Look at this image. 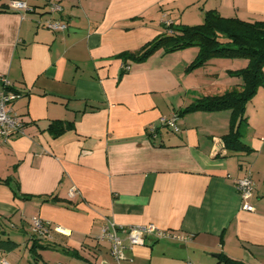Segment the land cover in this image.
I'll use <instances>...</instances> for the list:
<instances>
[{
  "label": "crops",
  "instance_id": "1",
  "mask_svg": "<svg viewBox=\"0 0 264 264\" xmlns=\"http://www.w3.org/2000/svg\"><path fill=\"white\" fill-rule=\"evenodd\" d=\"M48 1L62 11L47 13ZM26 2L34 11L0 9V76L19 93L11 107L24 123L0 139V179L9 180L0 183V238L22 244L33 264H228L224 257L264 264V105H246L247 151L223 144L230 109L186 112L178 132L162 127L150 140V125L234 86L220 81L213 59L189 69L195 46L127 59L120 74V54L169 31L167 24H199L207 10L264 19V0ZM50 16L66 28L43 26ZM231 60L232 69L245 65ZM58 119L71 127L54 135L48 125ZM246 174L253 211L241 208L234 184ZM34 215L48 223L47 235L32 231ZM107 222L153 224L170 236L147 235L116 260L97 239Z\"/></svg>",
  "mask_w": 264,
  "mask_h": 264
},
{
  "label": "trees",
  "instance_id": "2",
  "mask_svg": "<svg viewBox=\"0 0 264 264\" xmlns=\"http://www.w3.org/2000/svg\"><path fill=\"white\" fill-rule=\"evenodd\" d=\"M166 30L151 41L144 44L137 51L120 54L123 63L127 59L142 60L156 50L172 52L186 47L195 46L197 53L189 65L190 68L201 66L212 58H244L245 65L234 70V75L242 78L240 85L224 91L218 95H208L198 98L194 103L178 109L177 117L195 110H221L230 109V130L222 137L225 148L230 151H247L250 149L241 139V126L247 121L246 103L249 101L259 86H264V19L253 21L242 20L237 17H223L214 10H207L203 21L195 25L168 24ZM127 70L121 67L120 74ZM14 92L18 93L16 90ZM71 123L62 120H52L48 129L58 135ZM165 125L156 124L154 131L148 130L147 135L153 140L160 128ZM0 183H9L8 178L0 179ZM16 194V192L13 190ZM36 234V233H35ZM32 242L30 250L34 252L36 246ZM17 243L9 238H0V249L10 251ZM228 264H244L241 261L224 257Z\"/></svg>",
  "mask_w": 264,
  "mask_h": 264
},
{
  "label": "built area",
  "instance_id": "3",
  "mask_svg": "<svg viewBox=\"0 0 264 264\" xmlns=\"http://www.w3.org/2000/svg\"><path fill=\"white\" fill-rule=\"evenodd\" d=\"M47 6V13L50 15L62 11V7L55 1H48ZM0 9L17 11L20 13L34 11V7L29 5L26 0H9L6 4H0ZM165 24H167V22ZM42 25L52 30H63L66 28L64 22H61L59 19H54L51 16L44 20ZM122 67L126 70L129 69L128 65L124 63ZM0 82V139L6 140L13 134L21 133L24 123L21 117L11 107L12 101L18 97L19 93L14 92L10 82L4 77L0 76ZM176 120V114H172L169 118H161L160 124L165 125L173 132H178L179 127ZM154 128L155 125H150L148 130L153 132ZM234 184L242 201L241 208L246 211H253L254 207L250 203L254 188L251 176L246 174L236 179ZM31 229L38 236H45L49 232V225L39 216L34 215L31 217ZM119 233H123L124 237L120 236ZM147 235H152L154 238L159 239L170 236V233L169 231L157 228L153 224L117 227L113 223L107 222L100 227V233L97 239L99 241H107L109 243L111 255L116 260H120L124 257V249H131L135 245L143 244L144 238ZM177 238L184 239L182 236H177ZM0 264H9V261L5 257H0ZM186 264L194 263L187 261Z\"/></svg>",
  "mask_w": 264,
  "mask_h": 264
},
{
  "label": "rangeland",
  "instance_id": "4",
  "mask_svg": "<svg viewBox=\"0 0 264 264\" xmlns=\"http://www.w3.org/2000/svg\"><path fill=\"white\" fill-rule=\"evenodd\" d=\"M212 59L217 66L216 68L219 73L220 81L224 83L225 87L227 86V84L229 85L231 84L232 86L235 87L238 82L240 83L242 82L241 81L242 78L240 76L234 75L233 71L236 69H232L233 67L231 66L233 65V63L230 61H232L231 59H244V58H223L222 57V58H212ZM233 66L237 67V64ZM226 88H228V86ZM251 101L252 102L254 101V103H256L259 106V109L262 108V106L264 105V86H259L256 92L254 93V95L252 96V98L249 101H247V103ZM256 119L259 120L261 119V117H256ZM248 153H250V151ZM262 164L263 162L259 161L257 162L256 167H260V165ZM4 256L9 261L13 262V264H33L34 263V259L29 255L28 250L22 244H20L19 247L15 248L14 250L8 251L7 254H4Z\"/></svg>",
  "mask_w": 264,
  "mask_h": 264
}]
</instances>
